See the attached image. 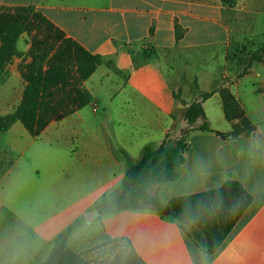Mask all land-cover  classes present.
Returning a JSON list of instances; mask_svg holds the SVG:
<instances>
[{"label":"crops","instance_id":"obj_1","mask_svg":"<svg viewBox=\"0 0 264 264\" xmlns=\"http://www.w3.org/2000/svg\"><path fill=\"white\" fill-rule=\"evenodd\" d=\"M0 5H33L67 37L113 62L100 64L84 82L91 102L59 120L76 115L88 126L84 111L90 107L112 128H46L37 137L25 128L3 132L11 140L0 147V159L10 155L11 164L0 171V264H42L63 229L122 186L128 165L119 147L136 162L146 145L157 148L167 138L171 146L185 128H191L188 150L177 178L151 182L149 192L166 206L174 196L242 182L253 199L220 248L208 253L176 219L131 204L103 215L96 210L92 221L73 232L69 247L84 253L119 239L130 242L146 264H264V67L256 62L239 75L242 69L227 61L232 42L263 37L264 0H237L232 7L221 0H0ZM17 47L22 55L6 66L0 91L11 77L21 85L0 93L2 114L16 108L25 87L19 64L30 60L27 34ZM220 87L230 89L255 124L249 135L217 133L231 132L239 121L226 118ZM210 91L202 106L211 131L199 129L201 118L189 126L183 111H176L175 93L186 108Z\"/></svg>","mask_w":264,"mask_h":264},{"label":"trees","instance_id":"obj_2","mask_svg":"<svg viewBox=\"0 0 264 264\" xmlns=\"http://www.w3.org/2000/svg\"><path fill=\"white\" fill-rule=\"evenodd\" d=\"M221 1L223 5L232 7L237 0ZM23 34L29 36L30 43L26 53L30 60L24 58L19 64L25 87L16 108L5 114L0 113V133L20 122L30 135L37 137L52 121L62 120L87 106L92 100V94L84 82L100 64L106 63L112 67L113 62L105 61L100 54L90 52L76 40L67 37L63 30L33 5H0V81L5 75L6 66L14 57L22 55L17 42ZM249 43L254 44L253 40L232 43L228 48L227 61L233 62L237 52H244ZM145 53L147 56L151 54L147 51ZM263 60L264 41L259 49L249 55L248 62L239 75L247 73L255 61ZM235 63L241 64L240 58H236ZM213 91L203 92L200 100L193 101L186 108L176 109L177 112L183 111V117L189 126L201 118L204 122L199 129L211 131L202 101ZM219 91L226 118L239 121L233 124L231 132L217 133L221 136L249 135L256 126L247 117L239 100L227 87H220ZM175 99L186 104L179 92L175 93ZM173 118H176L175 114ZM190 129L185 128L181 137L171 146H167V138L157 148L146 145L136 162L131 160L126 150L119 147L128 165L125 180L116 191L104 195L94 205V209L103 215L119 206L131 204L135 207L152 206L162 212L165 204L149 192V185L151 182L164 183L177 178L184 161V153L188 150L185 139ZM217 199L222 201L219 209L207 210V205ZM252 199L242 182L228 180L214 189L172 197L168 202L170 212L167 215L176 219L183 231L189 233L202 249L214 253L223 244ZM198 201L204 203L205 210L199 214L195 223H189L185 218V207H195ZM84 223L85 218L82 216L63 229L52 241L51 253L42 264H93L86 257L89 253L119 240L113 239L84 253H76L69 247V238ZM127 244L128 246L121 248L106 264H146L131 243L127 241Z\"/></svg>","mask_w":264,"mask_h":264},{"label":"rangeland","instance_id":"obj_3","mask_svg":"<svg viewBox=\"0 0 264 264\" xmlns=\"http://www.w3.org/2000/svg\"><path fill=\"white\" fill-rule=\"evenodd\" d=\"M246 40H251V41L253 40L254 44L252 45L251 43H249V46H247V48L244 50V52H242V53L237 52L236 57L232 60L233 62H229L233 66L236 65L237 67H239V69H242V70L245 67V64L248 62L249 55L252 54V52H254L255 50L260 48V45L264 41V36L263 37L246 38L243 42H245ZM237 42L242 43V41H237ZM232 43H234V42H232ZM236 58H240L241 64L235 63ZM256 62H260L262 64V66L264 67V60L263 61H255L254 63H256ZM165 69L171 75V80L173 81V83H177V77L174 74V72L172 71V69L168 68L167 66H165ZM20 85L21 84L17 78H13V77L9 78L8 81L6 82V84L4 85V88L1 89V91H0L1 96L2 95L6 96L7 92H9V90H15V89L18 90L20 88ZM0 88H2L1 83H0ZM84 112H85V117L87 118V125L88 126H85L84 124L79 122L76 115H73V116H70L66 121L51 122L47 126V128H66V129H70V128H112L111 122L104 121V116L101 115V111H100L99 115H96L93 112V110L90 107H88ZM18 124L19 125H16V126L12 125L13 127L11 126L10 128H24V126L21 123H18ZM45 138H46V135H43V137H41V139H39V140H45ZM10 140H11V137L9 136V133H3V132L0 133V147L6 146V143H8V141H10ZM176 140L177 139L173 140V143L171 145H173L176 142ZM168 141L169 140H167V144L168 143L170 144V141L169 142ZM9 156L10 155H7V156H4L0 159V171L9 165V163H10L9 162V160H10ZM126 246H128L127 241L118 240V241L111 243L110 245L100 247L98 249L93 250L86 257L88 260L92 261L93 264H106L110 259H112L120 251L121 248L126 247Z\"/></svg>","mask_w":264,"mask_h":264},{"label":"clouds","instance_id":"obj_4","mask_svg":"<svg viewBox=\"0 0 264 264\" xmlns=\"http://www.w3.org/2000/svg\"><path fill=\"white\" fill-rule=\"evenodd\" d=\"M219 187V185H218ZM222 205V201L217 199L215 202L207 205V210L216 211ZM205 210V205L203 202L198 201L195 207L186 206L184 213L185 218L189 223H195L196 219H198L199 214ZM233 210H235V205L233 206Z\"/></svg>","mask_w":264,"mask_h":264},{"label":"water","instance_id":"obj_5","mask_svg":"<svg viewBox=\"0 0 264 264\" xmlns=\"http://www.w3.org/2000/svg\"><path fill=\"white\" fill-rule=\"evenodd\" d=\"M177 106L179 107V108H181V107H183L184 106V104L181 102V101H179L178 102V104H177ZM163 214H168L169 212H170V207H169V205H166L164 208H163ZM97 211L96 210H92V211H90V212H88L87 214H86V216H85V219H86V221L87 222H90V221H92V219L97 215Z\"/></svg>","mask_w":264,"mask_h":264}]
</instances>
